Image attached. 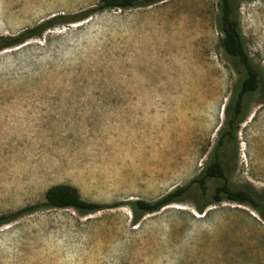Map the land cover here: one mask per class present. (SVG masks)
Returning <instances> with one entry per match:
<instances>
[{
  "label": "rangeland",
  "instance_id": "rangeland-1",
  "mask_svg": "<svg viewBox=\"0 0 264 264\" xmlns=\"http://www.w3.org/2000/svg\"><path fill=\"white\" fill-rule=\"evenodd\" d=\"M220 0L109 9L0 50V216L57 185L115 209H49L0 225V264H264V220L250 207L184 202L135 216L198 176L242 77L223 53ZM99 0H0V36ZM245 51L264 73V0H236ZM220 157L234 187L264 197V88L244 99Z\"/></svg>",
  "mask_w": 264,
  "mask_h": 264
},
{
  "label": "trees",
  "instance_id": "trees-1",
  "mask_svg": "<svg viewBox=\"0 0 264 264\" xmlns=\"http://www.w3.org/2000/svg\"><path fill=\"white\" fill-rule=\"evenodd\" d=\"M161 1L163 0H99L94 7L86 12L73 15H57L15 35L0 36V50L21 45L39 37L43 32L55 26L80 22L96 12L115 8L146 7ZM236 13V0L219 1L217 30L221 35V47L226 56L233 58L237 62L243 71V75L234 91L233 97L228 103L227 109L230 117L224 128L219 131L218 139L212 150V156L202 172L186 185L176 187L155 201L135 200L130 202L129 206L135 216L155 213L166 206L183 203L192 186H196L201 194L205 196L208 190L207 182L220 180L221 183L214 188L213 193L210 195V202L195 206L199 214L204 213L211 204L227 202L248 206L264 220V197L253 188L232 186L227 180L225 163L220 157L230 143L235 146L234 154L237 153L235 133L237 125L244 117V99L247 95L254 94L264 88V73L253 64L245 51V44L241 36ZM120 206V203L101 204L86 201L79 196L74 188L68 185H57L45 192L42 201L28 205L12 214L1 215L0 225L42 210L73 209L79 213L92 214Z\"/></svg>",
  "mask_w": 264,
  "mask_h": 264
}]
</instances>
